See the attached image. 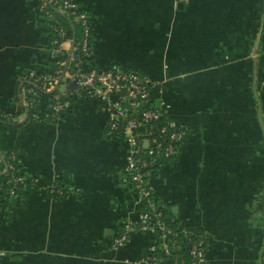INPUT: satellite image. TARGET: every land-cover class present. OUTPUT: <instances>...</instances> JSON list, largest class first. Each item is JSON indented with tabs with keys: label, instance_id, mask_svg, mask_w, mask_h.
I'll return each mask as SVG.
<instances>
[{
	"label": "crops",
	"instance_id": "0c3cea01",
	"mask_svg": "<svg viewBox=\"0 0 264 264\" xmlns=\"http://www.w3.org/2000/svg\"><path fill=\"white\" fill-rule=\"evenodd\" d=\"M73 1L90 24L83 65L148 75L150 97L185 130L149 172L156 201L205 229V264H264V0ZM57 22L40 0H0V151L34 178L0 193V264H145L152 237L128 182L134 145L128 130L111 135L108 101L87 98L51 121L15 99L31 71L61 72L38 82L44 91L77 88L52 51ZM73 43L62 35V49ZM124 225L135 227L115 246Z\"/></svg>",
	"mask_w": 264,
	"mask_h": 264
},
{
	"label": "built area",
	"instance_id": "2783aa9c",
	"mask_svg": "<svg viewBox=\"0 0 264 264\" xmlns=\"http://www.w3.org/2000/svg\"><path fill=\"white\" fill-rule=\"evenodd\" d=\"M60 4L62 9L72 14L83 25L84 33L80 38L78 48L80 47L88 58L90 52L89 35L91 32L86 10L80 8L73 0H60ZM59 33L54 31L53 35L57 36ZM62 33L65 34V32ZM56 41L57 38L52 39L51 44ZM51 47L53 53H56L58 48L53 45ZM83 62L81 59L75 62L79 86L89 85L88 93L92 97L108 101L110 126L116 128L121 121H125L124 131L125 133L126 130L129 131L130 139L134 145L133 155L130 158L129 170L132 171L129 178L132 182L133 191L142 205V226L150 231L152 237L148 251L142 257V262L145 264H166L167 260H173L175 264H182L179 250L182 242L186 240L190 243L188 251L192 257V264H205L206 258L203 246L204 240L207 238L205 229L202 231L198 226H188L186 225L187 223L179 221L181 235L179 231L169 228L160 218L153 221L148 211H156L160 204L155 199L154 188L149 178L151 169L147 167L150 163L156 161L158 157L156 155L158 154L162 158L160 165L165 159L176 154L178 150L176 143L178 142L179 144V140L185 131L184 128L167 121V125L161 128V131L166 134L167 143L164 145H162L161 141L156 140L152 134L153 130L149 126H146L141 131L134 132L133 128L140 124L142 120L153 119L160 113L151 104L150 89L153 82L150 77L137 71L117 68H101L98 71L92 64L84 66ZM57 72L59 73V71ZM33 73L35 71H31L27 76H31ZM58 75L56 76L58 77ZM30 89H26V91H30ZM111 96H113V99H110ZM126 101L134 104L135 108L128 109L125 104ZM23 102L24 104L28 103L26 99ZM62 106L63 103L52 105L55 109H61ZM127 111L134 113L133 115H128ZM40 114L38 112L34 115L39 116ZM150 138L156 142L155 147L145 148L144 146L147 145V141ZM20 179V176L13 177V180ZM10 193H15V191L11 189ZM133 227L135 226L124 225L122 231L113 238V244L115 246L122 245L128 238L129 230ZM184 234L185 237L182 238Z\"/></svg>",
	"mask_w": 264,
	"mask_h": 264
},
{
	"label": "trees",
	"instance_id": "16d2710c",
	"mask_svg": "<svg viewBox=\"0 0 264 264\" xmlns=\"http://www.w3.org/2000/svg\"><path fill=\"white\" fill-rule=\"evenodd\" d=\"M44 0H40V3L43 5L44 8H46L48 11L52 12L56 18H57V25H55L53 28L54 31L56 32H60L57 36L56 35H52L51 40L57 38V41L54 42L53 45L54 47L58 48L55 56H56V60L59 62H65V64L67 65L66 70H69L71 73L73 72L74 75L77 78L76 75V69H77V65L75 64V62L77 60H82L84 61L85 59H87L86 55L83 53V51L81 50V48H78V43L80 41L81 36L84 33V27L83 25H81L76 18L70 14L68 11L64 10V13H58V11H56L57 7H60L62 9V6L60 4V0H50L49 2H47V4H43ZM88 14V13H87ZM61 32H65V34L68 35H73L74 33V43L72 45L71 48L64 50L61 48L60 45V40L61 37L63 35V33L61 34ZM89 47H90V42H91V33L89 35ZM60 46V47H59ZM94 68H96L98 71L101 70L100 67L94 65ZM58 70H54L52 71V73H38L35 72L33 73L31 76H26L22 79V81H17L16 85H15V99L19 100V101H24V99H26L28 101L27 104H24L23 102V109L26 110L28 117L31 118H39V116L34 115L38 112H40L42 114L43 117H46L47 119L51 120V121H55L58 120L59 118H61L64 114L70 112L73 108V106H75L76 104L84 101L87 98L92 97L91 94H89L88 89H90L89 85H85L83 87H80L79 84L77 86L76 89L74 90H69L63 94H56V91H44L42 90L39 85L38 82L42 79H50L51 77H53L54 75H58V77L61 76V72L59 71V73L57 72ZM31 88V89H30ZM26 89H30V91H26ZM21 93V96L20 94ZM55 103H63V106L61 109H55L52 107L53 104ZM152 107H154L155 109L159 110V115L153 119H149V120H142L140 124H138L136 127L133 128L134 132L137 131H141L143 130L146 126H149V128H151L153 130V136L156 138V140L161 141L162 145L167 143L166 140V134H164L161 131V128L163 126L167 125V119L164 116L163 112L161 111L157 100L152 99L151 101ZM45 109H44V108ZM44 109V110H43ZM128 115L131 114L133 115L134 112L131 111H127ZM5 118H7L4 110L2 108H0V123H6L8 122V120H5ZM124 122L125 121H121L116 128H112L110 126V121L108 123V127L110 130L111 135L113 136H120V135H124L125 131H124ZM155 143L151 138L148 139L147 141V145L144 146L145 148H149V147H155ZM173 143H175L173 141ZM177 145L178 142L176 143ZM0 153L3 156V159L1 160V168H0V193H6L10 196H15V194L21 190L22 186L30 181L33 180L34 178L32 176L26 175L24 173V170L22 169L21 166H19L18 164H16L13 161L12 158V153L11 150H8L6 152L0 151ZM156 161L150 163L148 165L147 168L153 169L155 167L160 166L161 160L162 158L158 155ZM5 169V170H4ZM132 170H128V182L129 185L132 188V182L129 178L130 172ZM14 176H20L21 179L20 180H13ZM11 181V183H9ZM63 187L56 184L55 186H53V189L56 191V195L59 196L61 193V190ZM13 189L15 191V193H10V190ZM60 189V192L57 191ZM59 192V193H58ZM158 204H160L158 202ZM149 214L151 215V219L153 221H155L157 218H160L169 228L175 229L177 231L180 232V226H179V220L178 219H174V218H170L167 214H168V210L166 208H164L161 204L158 205L156 211L153 210H148ZM186 225H190V224H186ZM192 226V225H190ZM202 229V231L204 230V228L199 227ZM182 235V233H181ZM185 237V234L183 235L182 238ZM194 237V236H192ZM203 238H204V234H203ZM206 245H207V238L204 240L203 246L204 249L206 251ZM189 248H190V243L189 241H183L181 244V248L179 250V252L181 253V263L182 264H192V257L189 254Z\"/></svg>",
	"mask_w": 264,
	"mask_h": 264
},
{
	"label": "rangeland",
	"instance_id": "374dc122",
	"mask_svg": "<svg viewBox=\"0 0 264 264\" xmlns=\"http://www.w3.org/2000/svg\"><path fill=\"white\" fill-rule=\"evenodd\" d=\"M60 47V46H59Z\"/></svg>",
	"mask_w": 264,
	"mask_h": 264
}]
</instances>
